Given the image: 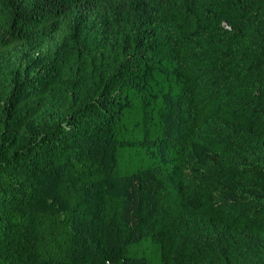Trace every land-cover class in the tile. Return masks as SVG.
Wrapping results in <instances>:
<instances>
[{
    "label": "trees",
    "instance_id": "obj_1",
    "mask_svg": "<svg viewBox=\"0 0 264 264\" xmlns=\"http://www.w3.org/2000/svg\"><path fill=\"white\" fill-rule=\"evenodd\" d=\"M0 264H264V0H0Z\"/></svg>",
    "mask_w": 264,
    "mask_h": 264
},
{
    "label": "clouds",
    "instance_id": "obj_2",
    "mask_svg": "<svg viewBox=\"0 0 264 264\" xmlns=\"http://www.w3.org/2000/svg\"><path fill=\"white\" fill-rule=\"evenodd\" d=\"M203 219H205V217ZM229 226H232L231 221L229 219H226L223 223V227L226 228ZM232 238L233 237L229 234H222V235L218 236L213 243L228 244L232 241Z\"/></svg>",
    "mask_w": 264,
    "mask_h": 264
}]
</instances>
